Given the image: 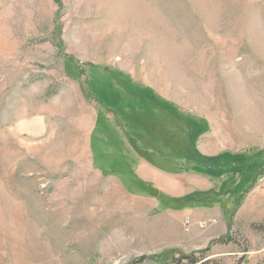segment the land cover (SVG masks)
<instances>
[{"label": "rangeland", "instance_id": "rangeland-1", "mask_svg": "<svg viewBox=\"0 0 264 264\" xmlns=\"http://www.w3.org/2000/svg\"><path fill=\"white\" fill-rule=\"evenodd\" d=\"M191 147L214 202L142 194L129 155ZM165 254L264 264V0H0V264Z\"/></svg>", "mask_w": 264, "mask_h": 264}, {"label": "trees", "instance_id": "trees-1", "mask_svg": "<svg viewBox=\"0 0 264 264\" xmlns=\"http://www.w3.org/2000/svg\"><path fill=\"white\" fill-rule=\"evenodd\" d=\"M191 148L188 150L189 152H186L187 153L186 155H182V154L177 155L175 158L176 161H179V159L189 160L195 163L196 165L194 171L198 173L219 177V172L216 171L217 169L216 166H219L220 160L227 158V155L209 158L199 154L196 149L193 148L191 149ZM163 158L169 159L168 156H163ZM172 201L177 202L178 204L185 203L187 205L193 204L196 206L200 205L206 207V205H209L210 203L214 202L215 198H212V192L207 191V192H195L194 194H190L181 198L172 199ZM160 205L165 206L163 208H169L167 207L168 205H164L163 203H160ZM165 255L156 256V259H154L155 262L158 264H208V261L204 262L205 259L197 258L196 256H194V254L191 255L179 254L178 257L176 256V254L173 255L168 254L166 256ZM145 260H146L145 258H141L138 261V263H143Z\"/></svg>", "mask_w": 264, "mask_h": 264}, {"label": "crops", "instance_id": "crops-1", "mask_svg": "<svg viewBox=\"0 0 264 264\" xmlns=\"http://www.w3.org/2000/svg\"><path fill=\"white\" fill-rule=\"evenodd\" d=\"M129 156L135 166V170L133 171L134 180L138 181V184H146L151 187L149 189L150 191L148 193H142L143 195L147 196L150 192L151 194L154 192L158 202L163 204L171 202L172 199L179 198L174 195V190L177 187L176 177L178 176V166L175 164L176 160L169 161L166 158L156 156L158 158L160 157V162L162 164L157 165L155 163L147 162L145 158H142L139 155ZM172 162L173 164H171ZM173 180L175 181V184H173ZM128 191L132 193L130 189H128ZM184 196L186 195L181 197Z\"/></svg>", "mask_w": 264, "mask_h": 264}]
</instances>
